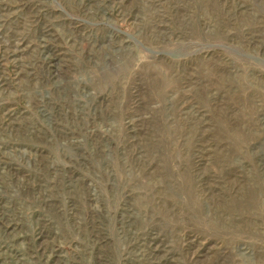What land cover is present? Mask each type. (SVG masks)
<instances>
[{"label":"rangeland","instance_id":"obj_1","mask_svg":"<svg viewBox=\"0 0 264 264\" xmlns=\"http://www.w3.org/2000/svg\"><path fill=\"white\" fill-rule=\"evenodd\" d=\"M0 264H264V0H0Z\"/></svg>","mask_w":264,"mask_h":264}]
</instances>
